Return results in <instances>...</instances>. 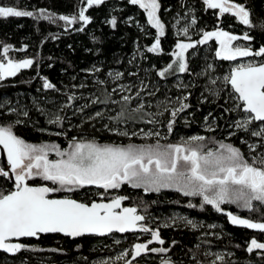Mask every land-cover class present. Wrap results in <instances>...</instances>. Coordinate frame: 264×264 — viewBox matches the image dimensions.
<instances>
[{
    "label": "trees",
    "instance_id": "1",
    "mask_svg": "<svg viewBox=\"0 0 264 264\" xmlns=\"http://www.w3.org/2000/svg\"><path fill=\"white\" fill-rule=\"evenodd\" d=\"M228 1L245 6L251 26L241 23L231 12L209 8L204 0H158L164 34L159 48L150 52L157 30L148 23L145 11L130 0H103L92 6L86 0H0V6L37 14L0 17V60L4 47H9L6 56L12 60H33L30 67L20 69L15 76L0 79V126L11 125L14 134L26 142H54L60 148L67 147L73 137L140 145L154 144L157 139L161 144L174 143L198 135L205 137L201 142L205 147L221 141L232 144L248 161L264 156V136L252 135L264 127V122L252 121L247 130L236 126L249 114L242 110L241 102L224 80L234 62L216 56L215 39L198 43L204 32L217 29L235 36L247 34L251 39L240 37L239 45L252 51L254 64L264 61V55H254L264 47V0ZM82 7L90 18L87 25L59 19L62 15L78 17ZM41 10L53 19L39 17ZM113 18L114 27L110 23ZM184 28H188L186 35ZM179 41L194 43L184 56L185 72L178 70L179 60L173 55ZM165 69L168 70L161 76L159 73ZM45 80L54 88H44ZM123 96L130 100L124 102ZM182 104L188 107L174 118L169 131L171 111ZM140 105L143 109L134 113V120L109 119L121 107L131 112ZM57 117L59 123H50ZM109 129L138 135L129 138ZM142 131L159 132L160 137L145 139ZM249 145L256 147L250 150ZM11 188L8 177L0 175V193ZM97 188L86 185L73 196L88 203L98 199L101 190ZM118 192L126 197L122 204L137 206L145 216L144 226L148 223L158 230L165 242L162 248L166 252L142 255L140 264H264V250H247L252 239L264 243V231L232 224L225 211L218 212L207 204L201 207L198 196H185L173 189L144 192L126 183ZM222 208L264 222V205L259 202H254L255 210L251 211L226 203ZM188 220L193 223L188 224ZM139 233L144 235L138 240L149 234L141 231L75 239L40 234L37 239L22 240L29 247L16 253L0 251V264H104V258L118 252L126 250L129 254ZM217 255H222L223 261Z\"/></svg>",
    "mask_w": 264,
    "mask_h": 264
},
{
    "label": "snow or ice",
    "instance_id": "2",
    "mask_svg": "<svg viewBox=\"0 0 264 264\" xmlns=\"http://www.w3.org/2000/svg\"><path fill=\"white\" fill-rule=\"evenodd\" d=\"M88 6L100 4L103 0H86ZM133 5H139L148 17V23L157 29L158 35L155 43L148 49L154 52L159 48L160 36L164 34V25L157 15L159 9L158 0H130ZM209 8L219 9L221 13H233L244 25H252L250 13L244 5L229 3L228 0H204ZM86 8H80L77 16H60L59 19L68 24L78 21L87 25L90 18L85 15ZM37 15L32 11H22L16 7L0 6V17H33ZM39 17L51 20V14L45 15L40 11ZM38 17V18H39ZM110 23L113 27L116 24L115 18ZM195 23V20L192 21ZM83 30L82 28L80 29ZM184 34L188 28L183 29ZM203 39L198 43L203 44L215 37L220 44L216 52L217 57L226 60H234L236 57H248L253 55L249 48L232 47V41L240 37L231 35L228 32L218 30L215 32H204ZM244 40L251 37L245 34ZM192 43H177L179 51L173 55L179 60L180 72L187 70L184 62V53L192 48ZM9 47L3 48L4 55H7ZM254 55H264V47ZM33 60L25 59L7 63L0 62V79L5 76H15L20 69L28 68ZM168 68H172L170 64ZM168 69L160 72L164 76ZM111 75V74H110ZM119 73L116 78H119ZM224 80L229 83L238 100L242 101V109L249 116L243 121H237L236 126L247 130L252 121L264 122V63L259 65H240L232 69L229 76ZM100 83H103L100 81ZM215 84L216 81H211ZM43 87L54 88V85L44 81ZM213 94H216L213 92ZM69 99H72L71 97ZM122 100L128 102L129 96H123ZM182 104L179 109L171 111L173 120L169 122V131L174 123V118L179 112L187 108ZM143 109L140 105L131 112L126 106L121 107L115 117L109 119L120 122L124 119L134 120ZM27 115V113H25ZM100 116L101 113H96ZM143 119V117H141ZM60 117L50 121L59 123ZM152 123L153 121H148ZM107 128V125L105 126ZM122 136H136V132L120 131L109 129ZM60 135V133H57ZM145 139L160 137L159 132H143ZM253 136H264V127L260 131L252 132ZM203 136H192L184 143L136 145L129 143L100 144L95 140H83L73 137L67 149H61L57 144H30L16 136L12 126H0V145L7 151L8 163L11 172L15 174V190L7 194L0 193V249L16 253L25 246L21 243L10 242L13 238L38 237L46 233H63L70 237H80L85 234L105 235L115 231L127 232L139 228L143 232H150L152 239L147 243L134 245V255L151 251L164 253L165 248H151L149 244L157 241L164 244L158 230L153 231L140 222L145 216L137 214L135 207L121 208V201L125 197H116L109 203H84L71 198L50 199L48 194L66 190L72 192L86 185H97L103 189L119 188L127 183L132 187H143L145 192H159L161 189H175L185 196H200L201 207L204 204L211 205L216 211H223L222 204L231 203L248 209H254V202L264 205V156L253 157L251 163L245 159L240 149L230 143L218 142L216 150L208 149L203 151V144L195 142L204 141ZM195 145V146H194ZM255 145H249L250 150ZM49 152H55L58 159H49ZM0 175L8 176V172L0 169ZM41 177L45 181H51L59 187L29 186L27 181L30 178ZM194 207V205H189ZM119 209V211H118ZM229 220L234 225H242L251 229L264 231V223L252 222L249 219H242L231 212L227 213ZM192 224L191 220L187 221ZM195 227V225H193ZM264 250V243L252 239L248 251ZM125 252L123 255H127ZM123 258V257H119ZM217 259L223 261L222 255ZM106 264V262H104ZM131 264V262H129ZM164 264H170L164 261ZM215 264V261L213 262Z\"/></svg>",
    "mask_w": 264,
    "mask_h": 264
},
{
    "label": "rangeland",
    "instance_id": "3",
    "mask_svg": "<svg viewBox=\"0 0 264 264\" xmlns=\"http://www.w3.org/2000/svg\"><path fill=\"white\" fill-rule=\"evenodd\" d=\"M146 13V12H145ZM157 15H158V12H157ZM146 16H147V13H146ZM147 19H148V17H147ZM162 23V22H161ZM163 24V23H162ZM157 30V29H156ZM158 33V32H157ZM232 35V34H231ZM235 36V35H234ZM237 37H243V36H237ZM204 37H203V35H202V37H201V39L200 40H202ZM211 39H215L216 40V42H217V50H219V48H220V44H219V42L217 41V39L215 38V37H212ZM211 39H209V40H211ZM209 40H207L206 42H208ZM205 42V43H206ZM178 43H192L193 45H194V43L193 42H190V41H179ZM232 47H241L240 45H239V43H238V40H235V41H232ZM241 48H243V47H241ZM188 50V49H187ZM217 50H216V52H217ZM176 51H179L177 48H176ZM186 53V52H185ZM185 53H184V56H185ZM218 58H221V57H218ZM10 58L8 57V56H6V55H4V57H3V60H0V62H2V63H7V61L9 60ZM12 60V59H11ZM23 60H25V59H23ZM13 61H16V60H13ZM20 61H22V60H20ZM234 63H233V67L234 68H237V67H239L240 65H245V66H247L248 64H254L255 62H254V60L253 59H251V57L250 56H248V57H236V59H234V60H232ZM16 62H18V61H16ZM84 140H88V141H90V140H94V139H92V138H88V139H84ZM188 140V138L187 139H184V140H180V141H178V142H174V143H162V145H166V144H176V143H184L185 141H187ZM96 141V140H95ZM26 142V141H25ZM97 142V141H96ZM26 143H30V142H26ZM99 143V142H98ZM225 143V142H224ZM30 144H36V143H30ZM40 144H56V143H54V142H44V143H39V144H37V145H40ZM100 144H111V143H100ZM155 144V143H154ZM161 144V143H160ZM195 144H201V142H195ZM69 145V144H68ZM68 145H67V147H65V148H61L62 150L63 149H67L68 148ZM138 145V144H137ZM140 145H142V144H140ZM195 146V145H194ZM218 148V142H216V144L215 145H211V146H207V147H205V145H204V148H203V151H207L208 149H212V150H216ZM49 159H51V160H55V159H58V157L56 156V154H55V152H49ZM250 163H251V161H249ZM31 179H37V180H39V181H43V182H49L50 184H51V187H59V185H55V184H53L51 181H45V180H43L41 177H36V176H34V178H31ZM127 184V183H126ZM123 185V184H122ZM121 185V186H122ZM128 185H130V184H128ZM97 186V185H96ZM120 186V187H121ZM130 186H132V185H130ZM98 188L97 189H99V190H101L100 192H98V199H104V200H109V199H113V198H116V197H125V196H123V195H119L118 193V189L120 188H115V189H103V188H101V187H99V186H97ZM139 188H141L143 191H144V189H143V187H139ZM78 189H80V188H78ZM169 189H171V188H169ZM161 190H164V189H161ZM160 190V191H161ZM173 190H175V189H173ZM145 192V191H144ZM155 192V191H154ZM7 193V192H6ZM6 193H4V194H6ZM54 194H59V193H61V195H67L68 193H70V192H68V191H66V190H61V191H57V192H53ZM183 194V193H182ZM198 197H200V196H198ZM126 198V197H125ZM201 198V197H200ZM202 199V198H201ZM124 200H126V199H124ZM226 204H231V203H226ZM223 205V204H222ZM222 205H221V208H222ZM234 206H236L237 208H239V209H245V208H242V207H240V206H238L237 204H233ZM135 207H137V206H135ZM223 209V208H222ZM223 211H225V213L227 214L228 212H230V211H228V210H224L223 209ZM233 215H237V216H239L238 214H236V213H233V212H231ZM227 217H228V215H227ZM240 217V216H239ZM240 218H242V219H246V218H243V217H240ZM229 219V218H228ZM230 221V220H229ZM252 221V220H251ZM231 222V221H230ZM252 222H256V221H252ZM258 223H264V222H258ZM145 225H146V227H148L149 229H151V230H153V231H155L152 227H150V225L148 224V223H145ZM148 233H150V232H148ZM144 235V233H139V234H137V236H136V239L138 240L141 236H143ZM22 245H24L25 247L24 248H27V247H29V245H25V244H22ZM131 251H132V248H130V251H129V254H127V255H123L125 252H128V251H126V250H124V251H121V252H118V253H116L114 256H111V257H107V258H104L103 259V263L104 262H106V264H121V263H123L124 261H126L127 260V258L129 257V255H130V253H131ZM119 257H123V258H119Z\"/></svg>",
    "mask_w": 264,
    "mask_h": 264
},
{
    "label": "water",
    "instance_id": "4",
    "mask_svg": "<svg viewBox=\"0 0 264 264\" xmlns=\"http://www.w3.org/2000/svg\"><path fill=\"white\" fill-rule=\"evenodd\" d=\"M218 30H221V29H217L216 31H218ZM261 63H264V61H262ZM261 63L253 64V65L256 66V65H259V64H261ZM233 69H234V68H233ZM231 71H232V70H231ZM230 74H231V72H230ZM228 84H229V83H228ZM229 86L231 87L230 84H229ZM231 89H232V87H231ZM232 91L235 93V91H234L233 89H232ZM235 94H236V96L238 97V94H237V93H235ZM239 102H241V104H243L242 101L239 100ZM242 110H243V109H242ZM7 160H8V158H7V151H6V149H4L3 145H0V165L2 166L3 164H5ZM1 168H2V167H1ZM2 169H3V168H2ZM13 186H14V187H13V190H12V191L15 190V182H14V185H13ZM29 186L38 187V186H48V185H47V184H38V185H32V184H29ZM48 187H49V186H48ZM6 194H7V193H6ZM51 194H52V193H49V194H48V196H49L50 199H63V198H66V197H67V196H52ZM67 198L75 199V198H72V197H67ZM113 199H114V198H113ZM75 200H77V199H75ZM111 200H112V199H109V200H94V201H92V202H96V203H109V202H111ZM77 201H79V200H77ZM80 202H82V201H80ZM84 203H87V202H84ZM90 203H91V202H90ZM90 203H89V204H90ZM125 207H133V206H123V204H122V202H121V208H125ZM118 211H119V209H118ZM137 214H139V215H143V214H141V213L138 212V211H137ZM140 223L143 224V221L140 222ZM138 231H140L139 228H137V229H135V230H129V231H127V232H123V233L114 230L113 232L108 233V234H105V235H98V234H85V235H86V236L93 235V236H98V237H104V236H108V235H110V234H112V233H116V234H119V235H125V234H127V233H136V232H138ZM46 234H60V235H62V236H66V235H64L63 233H46ZM85 235H83V236H85ZM38 237H39V236H38ZM38 237H21V238H19V239L13 238L10 242H13V243H21L22 240H25V239H37ZM66 237H69V238H71V239L78 238V237H70V236H66ZM80 237H81V236H80ZM161 239H162V238H161ZM162 240H164V239H162ZM147 242H148V241L135 242V243H133V245H132V251H131L130 256L127 258L126 261H124V262L121 263V264H129V262H131V264H140V262L138 261V259H139L143 254H145V253H147V252L142 253L140 256H135V255H134V245L137 244V243H147ZM152 243H159V242H157V241H153ZM0 251H1V252H4V253H6V254H13V253L6 252V251H4V250H2V249H0Z\"/></svg>",
    "mask_w": 264,
    "mask_h": 264
},
{
    "label": "flooded vegetation",
    "instance_id": "5",
    "mask_svg": "<svg viewBox=\"0 0 264 264\" xmlns=\"http://www.w3.org/2000/svg\"><path fill=\"white\" fill-rule=\"evenodd\" d=\"M229 2V1H228ZM230 3V2H229ZM223 31V30H222ZM3 168V170L4 171H6V172H8V179H9V181L11 182V186H12V188H11V190H9L8 192H10V191H12L13 190V185H14V182H15V174L14 173H12L11 172V166L9 165V163H8V160L6 161V163L5 164H3L2 166L0 165V168ZM1 168V169H2ZM34 178V177H33ZM34 179H29L28 181H27V183L28 184H32V185H38V184H47L49 187H51V184L49 183V182H43V181H39V180H37V179H35L34 181L36 182V183H32V181H33ZM94 186H96V185H94ZM7 192V193H8ZM74 192H78V189H76V190H74V191H72V192H70V193H68L67 195H59V196H67V197H72V198H75L74 196H73V194H74ZM52 196H57V195H54L53 193L51 194ZM75 199H77V198H75ZM77 200H79V199H77ZM94 200H104V199H93V200H91L90 202H92V201H94ZM79 201H82V200H79ZM82 202H84V201H82ZM90 202H88V203H90ZM124 206V205H123ZM144 216V215H143ZM143 225H144V221H143ZM156 231V230H155ZM138 232H141V230L140 231H138ZM138 232H136V233H138ZM160 237H161V235H160ZM162 238V237H161ZM152 239V237H151V233H149L148 235H147V237L144 239V240H136V241H134V243L135 242H143V241H149V240H151ZM163 239V238H162ZM165 243V242H164ZM21 244H22V241H21ZM133 245V244H132ZM163 245L164 244H160V243H151V244H149V249H151V248H162L163 247ZM131 248H132V246H131ZM151 251H148L147 253H150ZM147 253H145V254H147ZM145 254H143V255H145ZM142 257V256H141ZM140 257V258H141ZM139 258V259H140Z\"/></svg>",
    "mask_w": 264,
    "mask_h": 264
}]
</instances>
